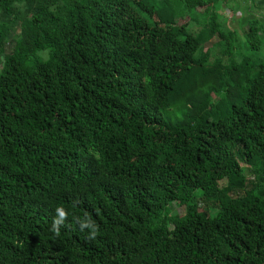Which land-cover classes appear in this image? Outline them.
<instances>
[{
    "label": "trees",
    "instance_id": "16d2710c",
    "mask_svg": "<svg viewBox=\"0 0 264 264\" xmlns=\"http://www.w3.org/2000/svg\"><path fill=\"white\" fill-rule=\"evenodd\" d=\"M218 2L0 0V264H264V56L205 52L257 57L264 15Z\"/></svg>",
    "mask_w": 264,
    "mask_h": 264
},
{
    "label": "rangeland",
    "instance_id": "374dc122",
    "mask_svg": "<svg viewBox=\"0 0 264 264\" xmlns=\"http://www.w3.org/2000/svg\"><path fill=\"white\" fill-rule=\"evenodd\" d=\"M165 1L167 0H150V2L154 6H156L157 10L161 12L163 11L171 12V10H174L173 13L178 16L179 13L183 11L181 10L180 7H177L174 9H170V8L164 9L166 7L163 4ZM168 1L170 3L172 2V0H168ZM256 1H257V5H256L257 7L253 6L254 3H252V0H219V2L215 4L216 6L215 9H216V12L219 14L218 23L223 25V32L227 31L229 33H235L239 37V40H244L245 18H246V24H250L253 19H256L255 15H257L258 17L259 16L262 17L264 15V7L262 8V6L259 4L261 0H256ZM199 10L202 12L204 11V8H200ZM197 15L198 13L197 14L190 13L189 16H187L185 19L178 18L177 21H179L180 25L189 24L190 26H192V30L194 31V33H199L201 31V28H199V26L195 23L194 18H193ZM252 16L253 18H249ZM200 18L202 20H205V19L207 20L208 17L203 16ZM223 23H225V25ZM220 41L221 40L217 36L215 40L207 44L205 47V52L210 51L211 65L216 60H220L222 61L224 66H229V58L231 60L237 58L235 61L236 63H243V61H245L246 59L251 58L250 59L251 63L255 62L258 64L260 61V58L264 56V52L257 53L256 55L258 56L255 57V53L252 54L249 51H236V50L232 51L231 55L229 56L224 53L223 49L221 48V44H219ZM233 45L234 43L231 45V47H234ZM201 53L198 55L199 58L201 57ZM1 69L2 67L0 66V71ZM215 100H217L216 97H215ZM181 107L183 106H181L180 103L177 104L174 107V109L176 108V110L174 111L173 108L171 109V111L167 110L166 115L170 116L171 112H175L176 114H178L179 112H181V110H183V108ZM171 118L173 119L174 116H171ZM246 173H249L248 170H246ZM184 209L185 208H179V206H174L173 210L174 212H179V210H184ZM214 213H216L215 210H214Z\"/></svg>",
    "mask_w": 264,
    "mask_h": 264
},
{
    "label": "clouds",
    "instance_id": "9594fccd",
    "mask_svg": "<svg viewBox=\"0 0 264 264\" xmlns=\"http://www.w3.org/2000/svg\"><path fill=\"white\" fill-rule=\"evenodd\" d=\"M73 222H75L81 231H87L89 238H95L98 234V226L91 219L90 216L85 215L83 219L73 216ZM68 221V213L63 206H57L55 208V215L53 217L52 225L50 231L54 233L55 236L61 235V228L66 226Z\"/></svg>",
    "mask_w": 264,
    "mask_h": 264
}]
</instances>
